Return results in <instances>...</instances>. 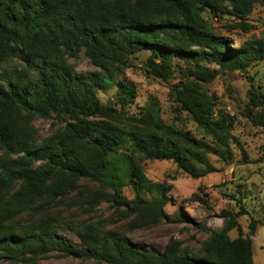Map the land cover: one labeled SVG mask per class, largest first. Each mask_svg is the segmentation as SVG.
Wrapping results in <instances>:
<instances>
[{
  "label": "trees",
  "instance_id": "1",
  "mask_svg": "<svg viewBox=\"0 0 264 264\" xmlns=\"http://www.w3.org/2000/svg\"><path fill=\"white\" fill-rule=\"evenodd\" d=\"M257 1L0 0V66L13 59L23 64L0 69V258L36 264L62 252L106 264H255L252 237L261 221L252 217L244 235L238 217L249 212L236 197L240 211L224 212L223 227L204 241L199 257L185 253L175 238L163 253H154L125 232L104 233L101 224L86 221L73 229L81 241L75 245L58 237L59 220L47 211L87 179L100 185L89 195L91 202L125 206L123 218H131L132 229L158 224L170 218L165 208L173 201L172 185L152 183L143 161H172L199 179L217 171L210 156L234 163L233 144L247 159L232 132L233 117L217 111L218 98L203 83L223 70L246 71L264 60V36L229 48L235 41L215 34L206 14L231 15L237 28L248 31ZM81 51L98 72L74 74L68 58ZM145 51L150 52L147 72L164 81L175 59L195 61L169 93L174 112L186 114L199 135L185 127L183 117H177L182 125L164 120L153 100L138 117L124 111L136 90L116 75ZM204 55L220 68L203 65ZM113 86L120 109L98 97L99 90ZM250 99L251 107L264 109L256 90H250ZM252 110L248 118L264 128V115ZM36 117H54L64 125L40 141L32 125ZM125 187L132 189V200L122 196ZM234 229L236 238L230 236Z\"/></svg>",
  "mask_w": 264,
  "mask_h": 264
},
{
  "label": "rangeland",
  "instance_id": "2",
  "mask_svg": "<svg viewBox=\"0 0 264 264\" xmlns=\"http://www.w3.org/2000/svg\"><path fill=\"white\" fill-rule=\"evenodd\" d=\"M214 26V32L234 42L229 48L236 47L262 38L264 36V0H258L246 23L252 28L248 31L235 26V18L231 15L213 16L206 14ZM198 55L202 49L194 48ZM208 53V50L205 51ZM149 51L140 53L131 58L133 66L120 70L117 80H123L136 90L134 100L124 107L129 117H138L143 112L148 101L159 103L164 120L173 121L182 125L177 117L186 120L185 127L199 135L196 124L183 114L179 116L172 108L170 89L174 84L185 78V73L191 67H195V61L188 62L183 59H175L171 77L167 80L154 78L146 70V61ZM202 64L212 69L220 66L210 61L209 55H204ZM68 62L76 75H90L99 70L90 59L81 51L76 58H68ZM22 62L13 59L4 62L0 69H21ZM205 88L217 96V111L221 110L233 117L232 132L241 141L247 152L244 159L241 149L233 144L234 163L231 165L222 163L215 156H210V161L217 168L216 172L205 177L194 179L186 173L178 170L172 161L145 160L142 167L146 177L152 183H166L172 185L170 202L165 211L169 215L168 220L158 224L132 229L131 218H123L122 211L125 206L111 204L103 201L99 204L91 202L89 195L100 190V185L91 180L79 182L75 191L68 197L53 206L47 212L59 220L58 237L72 244H81L73 229L82 222H94L102 225L104 233L110 231L125 232L128 238L138 245L154 253H163L170 238L180 240L183 251L191 256L199 257L203 254L202 245L213 231L223 227L226 216L225 211L235 214L240 211L241 205L234 197L243 201L242 205L249 214H242L238 222L242 226L244 235H248L249 224L252 217L260 219L261 224L253 238L254 262L264 264V128L256 126L247 116V112L264 115L261 107H251L250 90L256 92L264 99V60L250 66L246 71L223 70L215 79L205 81ZM117 87L99 90L98 97L104 104H113L121 108L117 97ZM38 140H43L63 125L54 117H36L32 121ZM122 196L127 200L134 198L130 187L123 188ZM206 199L209 206L199 200ZM28 215L25 214L20 222L27 223ZM232 238L238 236L236 229L230 232ZM0 264H29L11 262L0 258ZM36 264H106L94 260H81L73 256H65L62 252H53L40 258Z\"/></svg>",
  "mask_w": 264,
  "mask_h": 264
}]
</instances>
